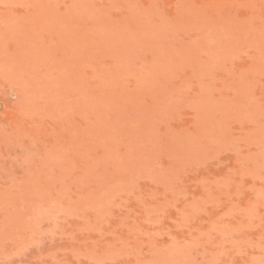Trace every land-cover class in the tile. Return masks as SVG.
<instances>
[{"label":"rangeland","instance_id":"1","mask_svg":"<svg viewBox=\"0 0 264 264\" xmlns=\"http://www.w3.org/2000/svg\"><path fill=\"white\" fill-rule=\"evenodd\" d=\"M0 264H264V0H0Z\"/></svg>","mask_w":264,"mask_h":264}]
</instances>
